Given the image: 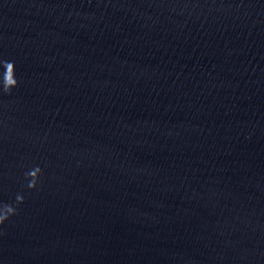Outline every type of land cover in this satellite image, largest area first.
<instances>
[{"label":"water","instance_id":"1","mask_svg":"<svg viewBox=\"0 0 264 264\" xmlns=\"http://www.w3.org/2000/svg\"><path fill=\"white\" fill-rule=\"evenodd\" d=\"M0 264H264V0H0Z\"/></svg>","mask_w":264,"mask_h":264}]
</instances>
